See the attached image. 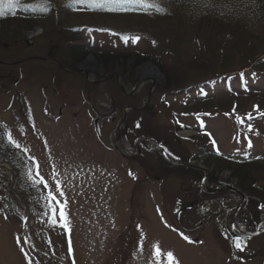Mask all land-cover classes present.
Wrapping results in <instances>:
<instances>
[{
	"label": "rangeland",
	"instance_id": "rangeland-1",
	"mask_svg": "<svg viewBox=\"0 0 264 264\" xmlns=\"http://www.w3.org/2000/svg\"><path fill=\"white\" fill-rule=\"evenodd\" d=\"M170 1L163 6L192 11L185 17L198 23L215 16L223 0ZM77 2L87 10L68 9ZM23 3L35 10L42 3L53 12L38 20L13 17ZM249 5L255 15L264 14L255 0ZM102 8L91 0H19L0 15V138L10 131L28 150H9L6 138L0 144V264H264V201L239 188L220 164L206 167L213 154L195 141L209 132L215 144L208 145L220 157L264 156V19L237 23L230 43L242 50L253 45L260 57L246 65L234 51L238 65L211 75L193 67L198 43L188 37L183 17L179 24L118 15L121 9L97 11ZM68 31L74 39H67ZM127 32L140 39L112 37ZM167 41L171 46L159 60L183 85L164 91L167 77L152 56L137 63L136 54ZM67 46L82 53L74 66L64 56ZM213 46L206 47L214 62L226 47L215 45L221 48L214 55ZM99 47L127 57L103 60ZM227 100L228 108L221 105ZM190 107L196 110L185 114ZM154 140H162L167 155ZM33 157L46 179L55 170L68 181L70 233L52 223L58 212L49 211L45 190L27 179L28 169L36 170ZM239 233L247 238L243 251L233 244Z\"/></svg>",
	"mask_w": 264,
	"mask_h": 264
},
{
	"label": "trees",
	"instance_id": "trees-1",
	"mask_svg": "<svg viewBox=\"0 0 264 264\" xmlns=\"http://www.w3.org/2000/svg\"><path fill=\"white\" fill-rule=\"evenodd\" d=\"M178 0H171L168 3L173 4L177 2ZM181 1V0H180ZM205 1H210V0H203ZM250 1V0H249ZM249 1L247 0H233L232 3H229V0H223L221 3H219L217 10L215 12V16H212V18H200L199 22H193L190 20V18H186L185 16L189 17L190 12L192 11H186L181 14L180 12H176V9L172 8L173 12L170 10V7L163 6L162 8L164 11H161L157 13L154 17L150 16V12L148 13H141V14H124V15H140L142 17H146L148 19H155V18H163L167 17L164 20H171L175 22H181L180 17H183L186 22H183V24L187 23L190 25L191 32L188 33V37H191L193 41L197 40L198 43V49L197 53H195V60L193 67H195L198 71L203 72L204 74H208L211 72L212 74L215 73H222L224 70H227L228 67L230 66H237L238 64H233L234 61L233 57H235L234 51L236 52V55L238 59L243 63H246V65H249L250 63H253L255 61V58L260 57L261 50H257L253 45H251L249 48H244V50L239 49L237 45L235 47L233 45H230L232 43L234 35H236V27L235 25L241 21H246L249 20L250 18H258L264 19V14L262 15H255V8L252 7L250 8L249 6ZM253 1V0H252ZM185 0H182L180 3H184ZM255 3L257 4L256 7H262L264 8V0H255ZM245 6H243V5ZM173 13V14H172ZM179 14V15H178ZM245 14V16H243ZM119 15V14H118ZM173 15V16H172ZM195 16V13L193 14ZM245 17V18H243ZM198 21V19L196 20ZM195 23V24H194ZM2 24V23H0ZM158 27L154 26L152 29L156 30ZM136 32V31H133ZM180 32L178 28H176V33ZM226 32V34H224ZM69 33V38L68 40L74 39V36L72 33ZM140 33V32H137ZM218 33L220 34V38L216 40L214 43L209 40V38L214 34ZM224 34V35H223ZM71 36V37H70ZM127 36H132L131 34H128ZM124 40V39H123ZM227 41V43L225 42ZM74 41V40H72ZM251 40L248 41V43ZM208 44H214V55L219 54V49L221 48H216V46H225L226 48H222L223 51H225L224 56L219 57L218 55L215 59L214 62L209 60L210 54H208L209 49L206 47ZM202 45V46H201ZM155 47L157 46V43L154 45ZM171 46V42L167 41L166 43L163 44L162 48L159 47L157 50L155 47L153 48L154 50H151V52H138L136 55V60L137 63L140 62V60H145L147 58H141V56L145 55H151V61L161 70V72L166 75L167 77V84L164 87V91H168L170 89H173L174 87L180 88V85L182 84L183 79L181 77H175L171 69L167 66H164L162 62H160V55H164L165 52H167L169 49L168 47ZM204 47V49H203ZM150 50V49H149ZM97 51H100L99 58L101 59H118L121 57L122 59H126L127 55L123 53L121 55H117L118 52H110V53H105L104 51L102 52V49H97ZM86 52V51H85ZM129 52V51H127ZM104 54H107V56H103ZM82 55V53L79 52V50L76 48L74 49L72 46H67V51L66 55H64L67 58V61L74 66V64L77 62L79 57ZM166 55V54H165ZM103 59V60H104ZM224 69V70H222ZM181 81V83H180ZM231 101L227 100L225 102H221L222 106H227L229 107ZM235 103V101H234ZM190 109H195L194 107H190ZM196 110V109H195ZM195 141L198 144H201V146L205 147L206 150H209L211 152L212 156H210L207 160H205V165L206 167H211L214 164H220L222 166V170L225 169L230 173V178L235 180L236 185L241 188L245 193H248L249 195H252L256 198H260L261 200L264 201V186H261L259 184V181H264V156L263 157H258L255 160H236V159H231V158H223L224 156H218V154L214 155V153L210 150L211 148L207 144L206 138H201V137H196ZM200 143H199V142ZM6 144V143H5ZM209 148V149H208ZM7 155V154H6ZM6 155H4V160ZM9 156V155H8ZM178 158L181 159V157L178 156ZM214 169V168H213ZM221 171V170H220ZM189 172L194 174V176L198 175V172L195 170H189ZM193 176V177H194ZM2 178V177H1ZM195 179V178H194ZM264 203V202H260Z\"/></svg>",
	"mask_w": 264,
	"mask_h": 264
},
{
	"label": "snow or ice",
	"instance_id": "snow-or-ice-1",
	"mask_svg": "<svg viewBox=\"0 0 264 264\" xmlns=\"http://www.w3.org/2000/svg\"><path fill=\"white\" fill-rule=\"evenodd\" d=\"M81 2H86V0H81ZM91 2L95 4V6L97 7H104L106 5H119L121 6L122 10H127L126 6L136 4V5H142L148 8H157L158 11H164L162 7H158L156 4L148 3L146 2V0H91ZM18 6H19V0H0V15H4L5 8L12 9ZM45 6L47 7L48 5H45ZM195 6H196V3L193 4V7ZM139 39H140L139 36H125L124 37L125 42H128V41L135 42V41H138ZM237 119L241 123H243V121L239 117H237ZM249 119H251V116H249ZM248 130L249 131L252 130L251 125L248 126ZM4 138H6L7 144L10 147L15 148L16 150H19L25 153L28 151L27 149H23L21 147L20 143L16 139L13 138V135L10 131L6 133ZM4 138H0V144H2ZM212 142L213 144H215L214 140ZM163 147L164 146L161 145V148ZM248 147H252L251 142H249ZM165 151H167V149H165ZM32 159H33V164L36 170L34 172L32 169H28L27 179L31 182L32 185L40 186L42 187V189L45 190L46 198L48 201L47 206L49 208V211L51 213L58 212V219L56 215H52L51 217L52 223L56 224L59 221L60 226L64 229H67L68 232L70 233L71 227H70V220H69V215H68L67 200L64 199V197L66 196L65 185H67L68 181L67 180L61 181L58 178L61 174L56 172L55 170L51 174V181L49 179H46L45 175L41 174L39 163L35 160L34 157ZM53 204H57L58 207L53 208L52 207ZM261 207H264V205H262ZM5 219H7V216H5ZM180 236L185 241H188L189 243L192 242L191 238L185 235L183 232L180 233ZM17 242L22 244V243H25L26 241L24 240L23 237H18ZM233 244L237 249L241 251H243L244 248L246 247V244L243 242L242 237H235V239L233 240ZM157 252H159L158 249H157ZM167 256L170 261L174 259L172 252H168Z\"/></svg>",
	"mask_w": 264,
	"mask_h": 264
},
{
	"label": "bare ground",
	"instance_id": "bare-ground-1",
	"mask_svg": "<svg viewBox=\"0 0 264 264\" xmlns=\"http://www.w3.org/2000/svg\"><path fill=\"white\" fill-rule=\"evenodd\" d=\"M30 33H32V34H33V33H35V31H32V32H30ZM150 70H152V69H150ZM147 73H148V71H146V72H145V74H147Z\"/></svg>",
	"mask_w": 264,
	"mask_h": 264
},
{
	"label": "water",
	"instance_id": "water-1",
	"mask_svg": "<svg viewBox=\"0 0 264 264\" xmlns=\"http://www.w3.org/2000/svg\"><path fill=\"white\" fill-rule=\"evenodd\" d=\"M201 169L204 170V168H201ZM250 236H252V235H250ZM236 237H240V236H236ZM243 238H246V237L243 236Z\"/></svg>",
	"mask_w": 264,
	"mask_h": 264
},
{
	"label": "flooded vegetation",
	"instance_id": "flooded-vegetation-1",
	"mask_svg": "<svg viewBox=\"0 0 264 264\" xmlns=\"http://www.w3.org/2000/svg\"><path fill=\"white\" fill-rule=\"evenodd\" d=\"M215 215V214H214Z\"/></svg>",
	"mask_w": 264,
	"mask_h": 264
}]
</instances>
